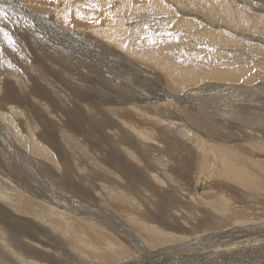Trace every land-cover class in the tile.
<instances>
[{
	"label": "rangeland",
	"instance_id": "1",
	"mask_svg": "<svg viewBox=\"0 0 264 264\" xmlns=\"http://www.w3.org/2000/svg\"><path fill=\"white\" fill-rule=\"evenodd\" d=\"M156 1L158 3L166 1L169 6L164 11H153V8L151 10L146 8L144 0H131V13L126 8L116 9L114 10L115 13H113L109 10V7L115 3L109 4V1L104 2V0H95V2L94 0H0V94L12 102L11 105L0 104V108L2 106V110L0 109V146L2 145L0 148V180L2 182L5 181L3 182L5 185H12L13 188H27V190L35 193L37 188H41L44 193H36L39 199L26 191L24 193H27L30 199L32 196V199L40 201L55 211L59 209V213H65L69 217L79 219L80 215L62 208L64 206L72 208L74 205L80 207L81 205L78 202L69 207L67 204L65 205V203H68L67 199L74 201L77 199L70 198L67 193L59 191L60 189L57 190V188H64L63 177L67 173L63 169V162L59 161L62 154L57 148L53 149L50 141L48 139L45 140L41 133L47 134L51 132L49 129H52V131L53 129H60L63 132L64 140H60L57 137L56 142L60 144L59 147L63 149L62 151L67 157L66 165H69L71 176L77 184H81L82 181L79 176L83 175L88 180H91L96 171H111L107 160L108 146L104 143L96 145L98 135L94 132L97 131L98 124L111 123L112 120L113 122L119 121L122 124H126L122 121V118H124L131 122L129 124L142 128L143 125L147 124L150 128L160 125L159 127L167 133L172 131L173 137L175 136L178 141L175 147L168 139L167 145L164 146L161 142L158 143L155 140L157 144L151 140H144L146 139L144 133L140 134L137 131L135 132L134 129L131 130L133 132L129 130V133H133L132 136L138 142L147 143L152 147V150L148 152H145L142 148L138 149V158L132 161L134 165L141 166V170L145 169L147 178L144 181L148 179L150 181L149 190L135 183L137 185L132 188L139 194L133 196L132 205H143L145 207H137L144 210L147 209L150 216H158V209L152 204L155 203L160 208L159 202L161 200H155L154 194H163L164 198L170 195L177 196L180 201L184 202L181 201L177 207L178 211L167 209V215L164 216L166 218L162 222L167 227L172 228V230L158 228L160 230H157L163 235L156 234L153 236L156 238L161 236L158 240H154L155 243L153 244H151L152 238L145 240L144 237H140L138 234L134 235V230L130 229V227L128 228L130 223H126V225H128L129 234L133 232L130 235L131 237L140 238L136 240L143 249L145 246L151 253H158L157 255L165 257L161 256L165 263L160 262V264H185L187 259H184V263L170 261L173 260L174 256L170 252L165 253L166 249L170 250L173 248L172 250H176L179 253L180 251L183 252V249L187 247L191 252L192 249L199 252L201 247L222 246L223 242L211 241L210 238L206 237L210 233H203V236L197 234L199 231L194 230L197 222L193 216L191 217L187 214L188 207H195L196 202L188 198L184 189L178 188L177 184L171 182L172 177L179 176L182 173L189 174L190 178L188 181L183 182L179 178H176L175 181L188 188L195 189L197 194L202 189L203 194L200 198L208 197L206 207L211 204H218L221 198L226 199L233 214L232 221L237 224L235 226L236 229L234 228L232 231L242 230L245 226L256 221L264 222V213H261L264 209V173L263 179L250 176V185L242 187L219 176L215 171L216 161L213 160L214 167L211 160L206 167V161L210 159L209 147L214 137H210L202 129L203 126L209 124H229L225 119L213 120L205 115L206 107L211 103V99L214 97L213 94L217 92L214 89V84L217 85L219 83L221 85L227 83L232 87L238 86L240 89L235 90L233 92L234 95L240 98L243 97V99L251 101L255 105L258 103L256 111L251 113V116L256 120L249 119V124H246L245 128L247 126L258 128L256 126L259 125L264 127V54H260V52H264L262 51L264 48L257 47L259 44L256 42H252V46H242L239 38L235 35L238 30L239 35L242 32L254 36L259 33L258 30L253 29L258 25L255 26L254 21L257 16L253 14L254 12L251 8L256 6L259 8V5H261L262 9H264V0H256L255 3L251 2V4H254L252 5L253 7L243 5L238 1L234 2L235 0H199V3L196 2V4L194 0H185L188 3H192L191 9L188 10L192 13L190 17L194 20L192 26L184 23V20L189 19L188 17H179L175 10V5H177L179 9L187 11L185 10V5L178 4V1L183 2L182 0ZM209 2L214 5L211 15L205 13L207 9L204 5L206 3L209 4ZM227 4L230 6L227 7ZM197 6H200L199 9ZM230 14L236 15L239 26H234L236 27L235 29L232 28L226 31L225 27L231 28L227 25V22L230 25H235L236 23L233 15L230 16ZM33 16L36 17V21L35 19L31 20ZM249 18L254 20L250 21L251 19L249 20ZM181 19L184 20L180 24ZM201 30H208V34L204 36L205 40L197 37ZM48 31L51 32L52 36L58 38L60 45L52 46L50 44L51 40L47 35ZM112 31L117 32L119 37L117 42L119 43H112L108 38V34ZM125 33H127V36L122 37ZM212 33L215 35L217 43L211 41L210 35ZM259 35L257 39H264V31L262 35L260 33ZM77 38H82L85 44H76L75 40ZM123 38L125 39L123 40ZM88 40H94L102 49L123 53L134 63L131 67L137 73L135 75L136 78L150 81L149 83L153 85L156 84V87L167 90L166 92L170 96L153 103L151 108L143 106L142 112H136L133 109L135 101L112 87V85L119 82L112 75L111 69L114 70L115 75L118 70L111 63L106 61L109 67L108 71L101 65L99 66L97 69L100 73L99 78L92 73L91 63L95 62V60L90 63L88 55H90V51L95 49L96 44L88 45L86 43ZM78 45L84 46L78 47ZM62 46L68 50V54L63 52ZM130 46H132L133 53L138 55L129 54L131 53L128 49ZM42 47L53 49L65 61H56L45 55L41 50ZM158 50L164 58L161 56L157 57L159 55L157 54ZM162 51L168 55L165 56ZM76 52H81L83 57L76 58ZM141 55L149 58L143 60L139 57ZM132 56H136L138 59H134ZM254 57H257V61ZM240 65L246 71L245 79L240 78L239 81L234 79L232 82L228 78L230 81H223L218 80L221 78L220 76L213 77L211 75L213 70L236 69ZM143 68H146V71ZM174 68L175 70H173ZM138 74H149L151 76L150 78L141 77ZM36 76H38V79ZM171 79H175V81L178 79L180 81L181 79L183 85L176 86L177 84L175 83L178 81L173 82ZM224 79L226 80V78ZM246 79L247 81H245ZM103 80L105 81L103 82ZM149 83L143 84L147 94H150V91L156 88ZM6 84L8 85L7 88L5 87ZM118 85L122 86L121 84ZM254 86L259 87L260 90L250 92L248 88H255ZM129 87L134 88L131 85ZM132 92L137 94L142 93V90L134 88ZM187 92L197 93V95L195 98L193 96L188 97ZM146 93L145 95H147ZM186 95L188 99L185 97ZM43 96L45 101H41L38 103L39 106H37L36 101H39ZM124 99H131L133 102L126 104ZM139 106H142V104ZM247 108L249 107L247 106ZM169 111L173 112L170 113ZM178 112L181 116H179ZM162 114L167 116H162ZM39 115L44 119L43 122L49 124L35 123ZM60 118H62L61 121H59ZM188 119L199 120V124H202L201 130L195 132L196 137L191 132L189 133L190 130H193V127L188 124ZM91 121L97 123L94 128H92L93 124H89ZM165 121H169V124H166ZM181 121L186 123L183 124ZM132 125H129V127ZM241 125L244 127L243 124ZM213 127L215 128V126ZM155 128L153 127L150 131L151 133L149 132V138L155 136ZM229 130H220V135L223 137L236 136L238 139L232 143L241 144L240 135L227 132ZM65 132L67 134L64 135ZM174 132L175 134H173ZM256 136L264 137V133ZM56 142L55 146L58 147ZM111 143L110 146L112 148ZM99 148H103L100 154ZM259 155L260 159L263 160L264 153H259ZM2 156L5 159H2ZM130 157L132 156H128L129 160L131 159ZM19 163L22 166L19 167ZM252 163L254 164L255 162ZM260 163L264 164V161ZM19 168L21 169L20 171ZM43 171H45L44 175L41 174ZM155 176L161 181V184L154 179ZM113 179L117 180L116 182L119 181L116 177H113ZM162 180H164L166 185L162 183ZM93 184L97 185L99 190L103 188V185L98 182H93ZM176 185L177 189H173ZM250 187L254 188L252 189L253 191L249 190ZM55 193L59 194L55 201L60 200V203L64 206L58 203L56 205L55 202L42 201L41 198L44 195L55 198ZM92 198L95 199V197ZM187 200L190 202L188 203ZM89 202L91 201L83 204L84 206L86 205L85 208L87 207L85 210H80L82 212L89 211L88 213L95 214L97 218L105 219L106 217L102 215V212L110 209L111 204L106 203L102 207L98 202H91V204ZM198 206L200 207L201 205ZM211 214L217 215L214 212H211ZM171 215L176 216L175 220L172 221ZM213 217L211 216V218ZM113 218L116 221L121 219L119 215H113ZM17 221L25 222L28 226H35L36 229L28 240L39 245L45 244V247L43 246V248L39 249L36 254L52 263L50 256L55 253L52 248L59 243L57 237L64 235V233L55 234L51 232L46 225L41 224L43 221L36 224L29 223V220L25 218H19ZM120 221L123 225L126 222ZM177 223L180 227H178ZM203 223L206 222L203 221ZM70 225L71 227L69 228L72 231L86 229L77 227L75 224ZM78 226L83 227L82 225ZM13 227H16L15 222H13ZM228 231H230V228H228ZM55 232L59 233L58 231ZM108 233L116 237L111 231H108ZM214 233H217V230ZM32 236H34L35 240H33ZM202 237L204 238L202 246L196 245V240L200 241L203 239ZM166 241L172 242L166 243ZM163 244H166L164 245L165 247H162ZM186 244L191 246L188 247ZM192 244L195 246H192ZM64 253L67 254L68 251L64 249ZM130 253L132 260L139 259V255L135 251ZM1 255H4V253H1ZM261 256H264V254H261ZM29 257L27 256V260ZM8 258H11V256L9 255ZM10 260L13 264H17L12 258ZM69 260L72 262V257ZM79 260L81 259L79 258ZM119 260H122V258L116 259L115 262ZM214 263L219 264L216 260H212L211 264ZM37 264L48 263L38 262Z\"/></svg>",
	"mask_w": 264,
	"mask_h": 264
},
{
	"label": "bare ground",
	"instance_id": "2",
	"mask_svg": "<svg viewBox=\"0 0 264 264\" xmlns=\"http://www.w3.org/2000/svg\"><path fill=\"white\" fill-rule=\"evenodd\" d=\"M107 1H109V4L115 3L109 7V10L112 11L113 13H115L114 10L119 9V8H126L130 11V13L132 11V7L130 5L131 0H104V2H107ZM182 1L183 2L178 1V4L185 5L186 6L185 10L187 11H183L179 9L177 5H175V10L179 17L183 16V17H188L189 19H186V20L181 19L180 24L184 20L185 24L192 26V22H194V20L193 18L190 17L192 13L188 11L189 9H191L192 3L191 2L188 3L185 0H182ZM194 1H195V4L196 2L199 3V0H194ZM237 1L246 6H252L254 4H251V2L253 3L256 2V0H235L234 2H237ZM144 2H145L146 8L149 10L153 8V11H164V9L167 6H169L168 2L166 1H162L161 3H158L156 0H149V1L144 0ZM204 6L206 7L207 12L204 9L202 10L205 11L207 15H211L212 8L214 5L210 4L209 2V4L206 3ZM229 6L230 5H228L227 7ZM199 7L200 6H197L198 9ZM254 8H251V10L254 12L253 14H256L257 16L254 21L256 25L255 24L254 25L255 26L258 25V26L255 28L253 27L252 28L255 30H258V32L262 35V32L264 31V9H262L261 5H259V8L257 6ZM231 15H233L234 21L236 23L235 25H230V23L227 22V25L231 28L225 27L226 31H229L232 28L235 29L236 27L234 26H239L238 20H236V15L230 14V16ZM34 19L36 21V17L33 16L31 20L33 21ZM250 19L251 18H249V20ZM252 20L254 19H251L250 21ZM238 32H236L235 35L237 36V38H239L242 46H252L253 45L252 42H256L259 44L257 45V47L264 48V42H262L264 39L262 38H261L262 40L257 39V36L259 35V33H256L254 36L251 34H247L245 32H242V34L239 35ZM207 34H208V30H201L199 31L197 37H200L201 39L205 40L204 36ZM47 35L51 40L50 44L52 46L60 45L58 38H55L54 36H52L50 31L47 32ZM125 36H127V33L123 34L122 37H125ZM108 38L111 40L112 43H119L117 42L119 40V37H118L117 32L115 31L110 32L108 34ZM210 38L212 42L214 43L218 42L215 39V35L213 33L210 35ZM124 39L125 38H123V40ZM75 42L76 44L84 43L82 38H77ZM86 43L88 45L96 44L94 40H91V41L88 40L86 41ZM83 46L84 45H81V46L78 45V47H83ZM62 47L64 49L63 52L65 54H68L69 53L68 50L64 46ZM128 49L131 52L129 53L130 55H138L136 53H133L132 46H130ZM128 49H127V53H128ZM41 50L45 55L53 58L56 61H61V62L65 61V59H63L61 55L57 54L51 48L42 47ZM262 51H264V49H262ZM157 52H158L157 54H159L157 55V57L161 56L160 51L158 50ZM163 54L165 56L168 55L164 52ZM260 54L263 55L264 52H260ZM145 55H141L139 57L142 58L143 60H146L149 57ZM75 57L76 58L83 57V54L81 52H76ZM88 57H89L90 63L93 60H95V62L91 63V71L97 78H99V74H100L99 71H97L100 65L103 68H105L106 71H108L107 69L109 67L107 66L108 65L107 62L111 63L116 68V70H118V73L115 75L114 70L111 69L113 72L112 74L113 77L118 79L117 80L119 82L118 84H121L122 86H119L118 84H114L112 85V87L116 88L117 90H119L120 93L124 94L128 98H131L135 101V105L133 109L136 112H142L143 106H147L148 108H151L153 106L152 105L153 103L166 99L170 96L167 94L166 92L167 90L165 91V89L163 90V88L161 87H156V84L153 85L149 83L150 81L136 78L135 75L137 73L135 70H133V67H131V65L134 63L130 59H128L123 53L108 50L105 48L102 49L96 44L95 49L90 51V55H88ZM161 57L164 58V56H161ZM132 58L138 59L136 58V56H132ZM254 58L257 61V57H254ZM255 66H256V63H255ZM175 68L173 70H175ZM145 69L144 71H146ZM148 73L150 72L148 71ZM245 73L246 71L243 70V66L240 65L236 69L232 68V69H228L224 71L213 70L211 75H213V77L220 76L221 78L218 80H223V81L231 80L233 82L234 79L235 80L237 79L238 81L240 78L245 79ZM138 76L150 78L151 75L149 74L139 75L138 74ZM36 77L38 79V76ZM224 78H226V80ZM228 78H230V80H228ZM104 81L105 80H103V82ZM174 81L175 79L173 80V82ZM245 81H247V79ZM127 83H129V85L131 86H134L135 89L137 88L139 90L140 88L142 90V93L135 94L134 92H132L134 88L129 87ZM144 83H149L152 85V87L154 86L156 88L150 91V94H147L145 92V87L143 88ZM175 84H177L176 86H182L183 82L180 79V81L176 82ZM214 85H215L214 89L217 90V92L213 94L214 97H212L211 95L212 97L211 103L208 105V107H206L205 115L209 116L210 119H213V120L225 119L227 120L229 124H225V125L224 124H209V125L202 127V129L206 131L210 135V137H214V139L211 140V145L209 147L210 148V151H209L210 159L206 161V167L210 160L214 167V161H216L217 165H216L215 171L219 176H222L223 178L232 181L238 186L248 187L250 185V181H249L250 176L252 177L256 176L257 178L263 179V173H264V164L260 163L264 161V159L261 160L260 155H259V153H264V137L256 136V135L264 133V127H261V125L258 124L259 126H256L258 128L249 127V126L245 128L246 124H249L248 123L249 119L256 120L255 118L251 116V113L256 111L258 103L254 100V98L253 100L257 103V105L253 104V102L251 101L249 102L243 99V97L240 98L234 95L233 92L237 89H240L238 86L232 87V86H229L227 83L224 85H221L220 83L217 85L216 84ZM5 87L7 88L8 85L6 84ZM248 89L250 90V92L260 90V88L257 86L255 88H248ZM145 93L147 95H145ZM196 95L197 93L196 94H194L193 92L188 93V97L193 96L195 98ZM255 96L257 97V95ZM185 97H187V95ZM131 99H124V102L126 104H131L133 102ZM256 100H259V99H256ZM41 101H45L44 96L39 101H36L37 106H39L38 103H40ZM1 103H5L6 105L12 104L10 99L5 98L2 94H0V104ZM140 104H142V106H139ZM174 105H175V102H174ZM247 106L249 108H247ZM250 108H252V110H250ZM0 109L2 110V106ZM180 109L182 108L180 107ZM195 110L200 111L199 107H198V110L196 108ZM158 113H161V112H158ZM162 116H167V115L162 114ZM179 116H181V114ZM179 116H176V117H179ZM61 120L62 118H60L59 121ZM43 121L44 119L42 118L41 115H39L36 118L35 123L49 124ZM122 121L126 124H122L119 121L113 122V120L111 123H101L98 125L97 123L93 121L89 123V124H93L92 128H94L97 125V131L94 132L95 134L98 135V138H96V145L100 143H104L108 146L109 153L107 155V160L109 162L108 167L111 171L110 172L105 171V170L96 171L94 172L93 174L94 177L91 180H88L86 176H83V175L79 176L80 180L82 181L81 184H77L75 180L73 179V177L71 176L69 165H66L67 157H65V154L62 151L63 149L59 147L60 144L56 142L57 137H59L60 140H64V136L62 135L63 132L60 129L59 130L53 129V131L52 129H49L51 130V132H48L47 134L41 133V136L45 140L48 139L50 141L51 145L53 146V149L57 148V150L62 154V157L59 158V161L63 162V165H64L63 169L66 170L67 172L63 177V183L65 186L64 188H57V187L56 188L57 190L60 189L59 191L67 193L70 198L77 199L76 201H74L69 198L70 200L67 199L68 203H65V205L67 204L69 207L71 205L73 206L75 202H78L81 206L76 207L74 205L72 208H67V206H64L62 203H60V200L55 201L56 197H59L58 193H55V198H51L49 196L44 195L41 199L42 201L55 202V204L58 203L64 206L62 207L64 210L80 215L79 219L69 217L65 213H59V209L57 207L56 208L58 210L55 211L51 207L42 204L40 201L32 199V196L30 199L28 197L29 195H27V193L26 194L24 193V191H26L28 192V194L30 193L38 197L36 193L38 194L44 193V190L41 188H37L36 193H35L34 191L27 190V188H20V189L17 187L13 188L12 185L11 186L5 185L3 183L5 181L2 182L0 180V183L2 182V184L0 185V264H13V262L10 260L11 258L17 264H37L38 262H46L48 264H110V263L160 264V262L165 263L163 261L164 260L163 258L165 257H163L162 255H157L158 253L157 254L151 253L149 250L146 249L147 247L145 248V246L143 249L142 246H140V243H138L136 240L138 239V237L132 236L133 237L132 238L130 236L132 235L133 232L129 234V229H127L128 225H126V223H130L131 226L129 225L128 228L130 227V229L134 230V235L138 234L140 237H144L145 240H149L150 238H152L151 244H153L155 243L154 240H158L161 237L160 236L156 238L153 236H155L156 234L163 235V233L161 234L158 230H160L161 228L172 230V228L167 227L166 224L162 222V220H165L166 218L164 216L167 215V209L178 211L177 207L179 206L182 200L180 201V199L177 196H173V195L172 196L170 195L164 198L163 194L161 195L154 194L155 200H161V202H159L160 208H158L157 204L155 203L152 204L155 208L158 209V212H159L158 216H150L149 211H147V209L144 210L140 208V207H145L143 205L140 206V204H136L137 206H140V207L132 205V201L134 200L133 196H137L139 194L132 187L138 184L142 188L149 190V186H150L149 179L147 180L149 183L147 181H144V179L147 178V176H145L146 175L145 169L141 170V166L134 165L132 161L138 158V152H137L138 149L142 148L145 152H148L152 150V147L149 146V144L147 143H143L141 141L138 142L137 139L132 136L133 133L132 134L129 133V130L131 131L132 129H134L135 132L137 131L140 134L144 133V136H146V139L144 140H151L153 142L156 141L158 143L161 142L164 146L167 145L166 143L167 139L174 145V147L178 144V141L175 138V136L173 137L172 131L170 133H167L166 131L162 130L159 127L160 125L153 126V127H156L154 130L157 136L155 134V136H152L151 138H149L150 135L148 134L151 133L150 131L152 130L153 127L152 128L148 127V124L143 125V128L137 125H132V124H129L131 123L130 121L124 118H122ZM187 122L189 125H191V127H193L192 131L191 130L190 131L187 130V131H189V133L191 132L192 135L193 136L195 135L196 137L195 132H197L198 130H201L202 124H199V120L196 121L195 119H188ZM165 123L169 124V121H165ZM182 123L184 124L186 122L184 121ZM241 124H243L244 127ZM129 125H132V126L129 127ZM167 126H170V125H167ZM213 126H215V128ZM217 129H220V130L230 129L227 132L236 133L240 135L241 144L237 145V144L232 143L233 141H236L238 137L236 136L223 137L220 135V130L217 131ZM65 134L67 133L65 132L64 135ZM159 134H160V139H159ZM173 134H175V132ZM55 142L58 147L55 146ZM110 142H112L111 143L112 148L110 146ZM1 147L2 145L0 146V148ZM102 149L99 148V154ZM38 150H39V147H38ZM128 156H132L130 157L131 158L130 160ZM2 159H5V158L2 156ZM252 162H255V163L253 164ZM20 166L22 165L19 163V167ZM20 170L21 169L19 168V171ZM64 170H63V174H64ZM41 174L44 175L45 171L41 172ZM113 177L118 178L119 181L116 182L117 180L115 181ZM176 178H179L181 181L186 182L189 180L190 176L187 173H182L179 176L172 177L171 182L174 184H177L178 188L184 189V191L188 195V198H191L193 202H196L195 207L190 206L187 209L188 216H191V217L193 216L197 222V225L194 224L196 226L193 225L194 230L199 231L197 232V234L202 235V236H203V233H207V234L210 233L209 235H206V237L210 238L211 241L213 240L222 241L223 244L222 246H217L218 248L215 247L214 245L213 246L211 245L208 248L201 247V249H199L200 250L199 252H196L195 249H192V252H191L189 251L187 247L183 249V252L179 250L180 251L179 253L176 250H172L173 248L170 250L166 249L165 253L170 252L172 256H174L173 260H170V261L184 263V259H187L185 261V264H211L212 260H216L219 264H222V263H225V264L226 263L227 264H264V256H261V254H264V222L256 221V222H253L252 224L245 226L244 229L239 227L242 230L232 231L237 224L233 223L232 221L233 214L231 213V207H229L228 201L226 199L221 198L218 204L210 203L211 205L206 207V205L208 204V200H207L208 197L206 196L207 198H204V199L200 198L202 197V194H203L202 189H200V192L198 193L199 194L198 195L195 189L188 188L185 185H182L176 182L175 181ZM154 179L158 180L157 176H155ZM93 182H98L99 184L103 185V188L99 190L98 186L94 185ZM159 182L161 184V181ZM162 183L166 185L164 183V180H162ZM177 185L173 189H177ZM194 187H197V186H194ZM252 189L254 188H251V187L249 188V190H252ZM92 197H95V199H93ZM88 201L96 202V203L98 202L100 203L101 206L106 203L111 204L110 209H106L104 212H102L103 213L102 215L106 218L99 219L95 216V214L88 213L89 211L82 212L80 209L85 210L87 207L85 208L86 205L84 206L83 204L87 203ZM91 202L89 203L91 204ZM198 205H201L202 207L201 206L199 207ZM211 212L217 213V215L211 214ZM261 213H264V209L261 211ZM257 214H259V212H257ZM113 215H119L121 217L120 220L126 221L125 224L124 225L121 224L120 220L118 221L114 220ZM211 216H214V217L211 218ZM175 217H176L175 215H171L172 221L175 220ZM181 217H178V218H181ZM19 218L28 219L29 223H33V224L41 223V221H43V223L41 224L46 225L51 232L55 234H60L62 232L64 233V235L57 237V240H59V243L58 245H55V247L52 248L55 251V253L50 256V261L52 263H49L47 260H45V258L43 259L41 258L40 255L36 254V252L39 249L43 248V246L45 247V244L39 245V244L33 243V241L31 240H28V238H30V236L34 233V230L36 229L35 226H28L26 225L27 223L25 222L17 221ZM203 221L206 223H203ZM13 222H15L16 227H13ZM70 224H75L77 225V227L86 228V229L84 230L78 229V230L72 231L69 228L71 227ZM78 225H82L83 227L78 226ZM178 227H180L179 224H178ZM228 228H230L231 232L228 231ZM216 230L218 234L214 233ZM55 231H58L59 233ZM108 231H111L112 233H114L117 238L109 234ZM222 231H227V232L222 233ZM216 236L222 239H219ZM32 237H33V240H35L34 236ZM166 238L168 237L166 236ZM120 240H122L123 242ZM203 241H204V238L200 241L196 240L197 244L195 243V241L193 242L196 245L202 246ZM167 242L171 243L172 241L170 242L166 241V243ZM188 244H186L188 247L191 246ZM164 245L166 244H163L162 247H165ZM192 246H195V245L192 244ZM64 249L68 251L67 254L64 253ZM160 249H163V248H160ZM132 251L133 252L135 251L139 255L138 260L137 259L132 260L133 258H130V254H131L130 252ZM159 251H162V250H159ZM1 253H4V255H1ZM9 255L11 256V258H8ZM27 256H30L28 260H27ZM71 257H72V262L70 260L68 261V259ZM79 258L81 260H79ZM121 258L122 260L115 262L116 259H121Z\"/></svg>",
	"mask_w": 264,
	"mask_h": 264
}]
</instances>
